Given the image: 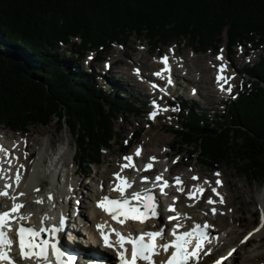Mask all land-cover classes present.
<instances>
[{"label":"trees","instance_id":"obj_1","mask_svg":"<svg viewBox=\"0 0 264 264\" xmlns=\"http://www.w3.org/2000/svg\"><path fill=\"white\" fill-rule=\"evenodd\" d=\"M132 37L151 51L172 42L217 50L223 37L229 51L246 44L264 51V0H0V126L26 132L55 120L73 136L77 168L99 164L115 120L138 113V105L117 87L103 91L75 66L76 56L106 53ZM68 45L69 55L61 52ZM244 74L243 89L223 113L181 104V126L172 133L202 167L226 165L261 183L264 56Z\"/></svg>","mask_w":264,"mask_h":264},{"label":"rangeland","instance_id":"obj_2","mask_svg":"<svg viewBox=\"0 0 264 264\" xmlns=\"http://www.w3.org/2000/svg\"><path fill=\"white\" fill-rule=\"evenodd\" d=\"M76 43H78V41ZM226 46L227 40L226 37H223L217 50H208L206 52L195 51L187 46V43L172 42L164 46L161 44L155 50L151 51L150 47L147 45V41L137 40L132 37L123 46L112 44L111 49L106 53L98 54L97 52L87 51L83 57L76 56L77 61L75 66H78L82 71L89 74L91 72V74L96 77L103 91L108 93L113 87H117L121 89L122 92L126 91L123 96L124 98H131L135 100L138 105V113L133 115L125 114L119 116L118 119L115 120L114 131L116 134L113 141L110 143V148L103 150L100 163L94 164L90 168L85 165L77 168V166L74 165L73 156L75 154V146L73 136L68 132L65 126L60 128L55 120L47 127L29 126L26 132L10 131L0 126V141L2 140V142H4L3 139H6V137H13L5 140V144L11 148L15 143L16 149L20 150L19 156L22 158L23 163H16L14 159H11V161L14 163L15 167L18 168L22 164L24 167L21 171L24 169L26 171L32 169L40 153L44 152L43 169L47 168L52 159H56L57 156L62 155L60 161L61 166L59 165L57 172L60 171V174L63 175L66 171H71L73 173L72 185L75 189V194L72 195V197L69 198V196L63 194L60 198L61 200H66L68 215L72 213L73 206L76 202H80L81 204V207L79 205L76 206L77 212L79 210H84L86 215H89L96 199L92 197L93 194L103 189L101 178L105 176L106 179L110 180L112 178V173L119 171L120 165L126 162L123 159L124 156H137V147L140 149L143 148V152L146 154L136 158L135 166L130 170L129 174L135 173L136 169H138L137 166L143 161V166L145 164H152L151 168L145 170L148 172L150 171L153 176L157 174H169L175 179V177L183 175L189 183H185L184 186L179 188L181 189V195L178 196L181 200L179 205L183 208L187 207V204H185L189 198L187 193L193 188L191 181H189L192 180V174L199 177L202 186H209V190L207 189L209 196L205 199V202H207L208 199L212 198L214 195L211 189L215 187V180L218 178L215 173H219V179L225 186L223 191L226 193V202H228L229 206L220 211H216V214H213L210 209L206 207L205 211H199V215H217L216 218H212L217 224H220V228L222 229L221 237L224 239V242L228 232L234 228V237L237 236L235 240L239 244L235 245V247L230 250V254L238 253L241 255V258L237 261L238 264H264V233L257 237L256 235H252L248 240L241 243V240L249 231L259 229L255 231L258 233L260 232V228L262 229L261 214L263 211L260 209V206L257 205V196L264 191V182H249L242 176H237L235 170L229 169L226 165H219L215 169L202 167L198 159H189L188 152H190L191 149L176 144L178 143V139L175 138L172 133V130H176L181 126L178 118L179 110L177 103L187 105L189 103H194L198 108L215 112L217 115L223 113L224 106L236 99V96H238L240 90L243 89L246 83L244 70L254 66L260 61V58L264 56V51L261 47L246 44L231 48L230 52ZM70 48V45L62 46L61 52L69 55ZM170 49L171 51H169ZM218 55L221 57L220 60L216 58ZM159 56H168L170 58L169 61H172L175 65L178 63L180 64L183 59H187V64L190 65V68L193 70L190 75H185L186 78L179 79V83L172 79V82L175 84L171 83V86H177L175 94L173 90L169 88L167 91H170V93L167 92V94H165L163 92L166 98L162 100L161 104H158L159 108H167V110L158 111L156 116L149 119L148 114L153 111L152 105L151 108L149 106V102L153 99L157 100L160 94L155 93V95L150 96L151 98H148L146 93H149V91L146 87L148 86L147 82L156 81L153 73L157 72V68L160 67L158 62ZM89 57H91V59H89ZM106 63L110 65V71L105 68ZM222 64L227 68L226 77L230 80L229 85L232 86V91H227L228 85L221 95H217L213 80L217 72L216 68ZM193 65H195V68H193ZM134 69H138L142 72L140 75L141 77H143V75L146 76L145 82H134L132 78L135 77L133 75ZM204 69H206L208 74ZM173 73L176 75V70L173 71ZM198 75L204 76L208 85L194 84L193 79L195 83H197ZM187 79H190V83H193H187ZM183 80L186 81L184 82ZM155 83H157V81ZM164 87L162 89L165 90ZM207 87L210 92L206 90ZM212 90L216 93L211 92ZM221 99L222 102L220 101ZM170 101H172L174 106H169ZM24 141H26V144ZM170 146L174 147V151ZM153 150L158 151L160 154H166V156L162 155L151 163L150 157L147 158V155ZM25 152H27V156L24 155ZM12 157L13 154L9 155V158ZM138 159L140 161H138ZM174 160L175 163H173ZM139 175L146 176L143 172ZM54 183L58 184L56 181ZM82 183H86V187L82 188V192H79V185ZM50 184L51 181L49 179H42L40 186L50 188ZM186 185L188 186L186 187ZM198 186L200 185L198 184ZM81 199L83 202L80 201ZM224 203L225 202L222 204ZM191 216L192 214L187 215V220ZM160 219L165 223L166 214L163 213ZM71 221L73 220L71 219ZM226 250L223 252L225 253ZM219 263L230 264V261H227L226 258H222Z\"/></svg>","mask_w":264,"mask_h":264},{"label":"snow or ice","instance_id":"obj_3","mask_svg":"<svg viewBox=\"0 0 264 264\" xmlns=\"http://www.w3.org/2000/svg\"><path fill=\"white\" fill-rule=\"evenodd\" d=\"M171 51V49L169 50ZM217 60H220L221 57L218 55ZM91 59V57H89ZM160 62L164 64V69L161 71L154 72L153 75L161 77L162 71H168V57H161ZM108 67V64H105V68ZM225 65H220V70L224 69ZM134 72L139 75V70L134 69ZM217 81L224 80L227 83L229 78L222 77L219 75V72L216 77ZM172 80L168 78V84H171ZM152 89H156L157 85L152 83ZM221 90L223 85H220ZM164 91V89H160ZM228 92L232 91V86L229 85ZM167 94V93H165ZM235 98V97H233ZM153 111L148 114V118L152 119L157 115L158 111H166L167 108H159L155 99L151 101ZM176 110V109H173ZM26 144V141H24ZM15 147V143L13 144ZM0 151L5 152V158L7 160L8 152L0 148ZM141 149L136 148V155L139 156ZM27 156V152L24 153ZM13 159L16 157L13 156ZM123 159L127 161V164L121 165V168L128 167L132 168V156H124ZM150 160H155V157H150ZM9 168H4L2 162H0V180H4L2 187H0V197H9L13 203L11 208L8 211H0V262H6V264H17L16 261L10 256L11 246L13 241L6 236L5 229H11V221H15V233L17 238V246L19 249V260L32 261V264H76L78 257L72 254H66L58 246L59 234L62 233L65 228V217L63 214L60 215L58 223L46 224L44 221L49 219V214H45L42 219L39 228L34 226H25L21 223L28 218L29 214L19 213V209L22 208L20 203L15 202L16 196H9V189L12 185H18L21 178V170L23 165L21 164L16 170L15 174L10 178L6 176V173L10 171L11 161H7ZM175 163V160L173 161ZM151 164H145L144 169L151 168ZM117 178V183L113 188H110L112 191L119 193V197L112 199L107 195L102 196L97 202L96 207L101 209L103 212L108 214L111 220L115 221L116 224L124 226L125 221L140 222L143 224L145 221L150 218L155 220L158 215V201H155L152 194L148 189H143L141 191H131L126 195V189L132 187L133 181L127 180L126 177L122 176L119 172L113 174ZM219 177V173H215ZM141 181H148V176L140 177ZM193 180L197 179L196 176L192 177ZM10 180V182H9ZM162 180L161 175L155 177V181L159 182ZM164 183H167L165 181ZM221 180L217 178L215 180L216 186L221 185ZM180 191L181 189H177ZM35 191H39L35 189ZM161 193L164 192L163 185H160ZM197 191H203V189H197ZM211 191L216 194L217 187H212ZM19 195H23L20 193ZM192 193H189V198H191ZM47 199L51 201L53 199L51 194L47 195ZM175 199V198H174ZM130 201H136V203H130ZM224 201L221 198L220 203ZM36 203H43V199H39ZM209 205L215 203L211 198L207 201ZM172 211V208L168 209ZM210 211L213 214H216V208H211ZM231 211V210H229ZM11 214V215H10ZM222 214V213H221ZM169 221L178 220V216H169ZM261 223L264 224V213L261 214ZM96 229L99 232L100 240L103 243V246L113 250L115 252V264H198L200 259V253L204 251L205 244L209 241L208 230L212 229L213 226L204 223L203 226L195 224L193 228L189 231L177 232V229L181 225L177 222L173 225L170 235L174 238L168 242H160L165 230L164 226H161L158 230H146L142 231L139 234H136L134 231L129 230L128 233L122 234L120 230H116L107 225V227L96 224ZM153 228L156 227L155 224L152 225ZM259 229H253L249 231L247 235L243 237L241 243L248 240L249 237L253 235L255 231ZM46 233L47 239H40V234ZM110 233H114L116 236V241L113 243L110 240ZM214 238V237H213ZM125 245H130V249L126 248ZM211 249L204 251V255H207ZM164 254L163 256L161 254ZM85 264H110L109 260L106 257L101 256L94 251L89 252L85 251ZM161 256V259L157 262L154 260V257ZM219 264V261L216 262Z\"/></svg>","mask_w":264,"mask_h":264},{"label":"bare ground","instance_id":"obj_4","mask_svg":"<svg viewBox=\"0 0 264 264\" xmlns=\"http://www.w3.org/2000/svg\"><path fill=\"white\" fill-rule=\"evenodd\" d=\"M187 63H188V60L187 59H183L180 64L179 63L178 64L176 63L177 65H175V63H173V62L170 61L169 68L172 70V67H173L176 70V72H177L176 75L175 74H172L171 75V77H170L171 80L173 79V80H175V82H178L179 79H184V78H186V76H188V74L190 75L192 73V70L193 69H191L190 68L191 66L188 65ZM194 66L195 65H193V68H195ZM204 71L207 73L206 69H204ZM131 77H132V75H131ZM132 78H133V80H134L135 83L136 82L138 83V80H137L136 77H132ZM183 81L185 82L186 80H183ZM190 81H191L190 79H187L186 82L189 83V84H191V83L194 82V84H198V85H201V84L208 85V82L206 81V79L204 78V76H200V75H198V82L196 80L197 83H195V80L194 79H193V82L190 83ZM152 82H154V81H149L148 84H151ZM213 82H214V80H213ZM214 84H215V82H214ZM214 89L217 92V95H221V94L218 93V92H220V88L218 89V87H217L216 84H215V88ZM206 90L210 92V90H209L208 87L206 88ZM211 92L216 93L213 90ZM220 101L222 102V99ZM169 103H170L169 106H174L172 104V101H170ZM181 104L180 103H177L178 110H179ZM10 138H13V137H10ZM10 138L6 137V139H3V140L5 142V140L10 139ZM4 147L2 145L0 146V148H2L4 150H9L10 152H12L14 154V156L16 157L15 158L16 159V163H23L22 162V158L19 156V152H20L19 149H16V147H13V145L11 146V148L10 147H8V148L5 147L4 148ZM170 148H171V146H170ZM3 152L4 151H1V153H3ZM141 154H142V156H143V154H146L145 152H143V148H142V153ZM162 155L163 156L164 155L166 156V154H160V153H158V151L153 150V151H151V153L149 155H147V158L148 157H155V159H157V158H160ZM43 158H44V152L43 153H40L37 156V158H36V160L34 162V165H33L32 169H30L28 171H26L24 169L23 171H21V178H20L19 184L18 185H15V184L12 185V187H10V189L8 190L9 191V196H13V195L16 196V201L15 202L20 203L22 205V208L18 210L19 213H23V214H29L30 213L31 214V215L28 216V218L26 220H24L22 222L23 223H26L27 222V223H29L30 225L34 226L37 229L39 228L40 223H41V219H42V217L45 214H49V217H50L49 219H47V220L44 221L46 224H53L52 223L53 220H56V222H54V223H58L57 216H59V215H58V213H56L57 211H56V208H55V206L53 204H56L57 206L61 205V207H60L61 214L64 215L65 221H66V218L68 219V214H66L67 213V204L64 203L63 200H61L60 198L62 197L63 194L65 196H69V197H72V195L75 194V189H74V187L72 185L73 184V182H72V175H73V173L68 170V171L65 172L64 177H60V175H59L60 172L57 173V170L59 168V165L61 166L60 161H61L62 155L57 156L56 159H52L50 161L49 165L47 166V168H45V169H43V165H44ZM7 161L8 160H6V159H3L2 160V166L4 168H6V169L9 168V164H8ZM138 161H140V160L138 159ZM143 164H144V162L141 161V163L138 165V169H137L138 171L140 169H142ZM17 169H18V167H15V165L13 163H11V165H10V171H8L6 173V176L10 178L12 175L15 174V172H16ZM120 174L121 175H124V172H120ZM142 176L143 175H139L138 177L132 176V177H130L128 179H129V181H133L134 180V182L132 183V185L137 186V185H140L141 184V183H138L137 179H140V177H142ZM103 177L104 178H101L103 189L101 191L97 192V193L95 192V194H93V196H92V197H96L95 202H97L104 194H106V193H109L110 194V188L112 186H114V184L111 185V186H107L108 183L111 182V179L108 180V179H106L105 176H103ZM155 177L152 178L153 181H155ZM177 178L173 182H182V183L189 184L186 181V178L183 175L177 176ZM42 179H44V180L45 179H49L51 181V184H50L51 187L49 186L50 188H46V187L40 186V183H41ZM149 180H150L149 184H151V182H152L151 181V177H149ZM55 181L58 184H55L54 183ZM165 181L168 182V179L166 178V176L162 175V180L159 181V183H160V185H163V187H168L167 184L164 183ZM4 182H5L4 180H0V187H2V185H3ZM9 182H10V180H9ZM194 184H196V183L191 182V185H193V188L191 189V191L188 192V195H189L190 192L191 193H193V192H197L198 193L197 189H203V191L207 189V187H201V186L194 185ZM85 187H86V183H82L81 185H79V192L82 190V188H85ZM224 187L225 186L223 184L222 187H218L217 188V192L219 194V198L217 200L212 199L213 201H215V203L212 204V205H210L208 207V209H211V208L214 207V208H216L217 211H220V210L224 209L225 207L229 206L228 205V202H226L227 201L226 193H224V191H223ZM108 188H109V190H108ZM35 189H38L39 191H35ZM154 192H155V194H157V190L154 191ZM20 193H23V195H19ZM180 193H181V191H180ZM48 194H51L52 197H53V199L51 201H49L47 199V195ZM179 195H181V194H179ZM174 198L176 199V197H174ZM174 198H173V201L170 202V203H173L174 202V200H175ZM221 198L225 202L222 205L218 204V202H219V200ZM39 199H43V203H36V201L39 200ZM257 200H258V204L257 205L260 206V209L264 213V191L257 196ZM81 201L83 202L82 199H81ZM12 203H13V201L9 197H0V209L7 210L12 205ZM74 206H76V205H74ZM74 206H73V208H74ZM80 207H81V205H80ZM176 207H177V211L179 213H181V211L187 213V211L192 208L191 206H188L187 208H183V207H179V206H176ZM163 208H165L164 205H162L161 203H158L159 215L157 217V221H160V218L163 216ZM93 211H95L96 218H98L100 220V224L103 225V226H106V223L103 221L102 217L99 215V211L97 209H94ZM78 212L79 213H77V216L79 215L82 218H84V217L86 218V213H85L84 210H79ZM201 216H203V217H201ZM207 217H210V219L212 221H214L213 218H216L217 215H215L213 217L210 214L199 215V214L195 213L193 215L192 219H191V222L193 223V222L198 221V218H200V219H207ZM87 221H88V218H87ZM183 222H185V221L182 220L181 223L183 224ZM143 224L146 227H149V226L152 225V220H147ZM261 226H262V229L260 228V232L253 233V235H256V237L257 236H260L262 233H264V224H262ZM124 228H126V230L129 231V230L135 229V226L132 227L130 224H128V225L126 224V226L124 225ZM184 229L185 230L189 229V225H188L187 222H185V224H184ZM85 230L87 231L86 228H85ZM213 231H214L215 234H220L221 235V229H219V228H213ZM234 232H235L234 228L231 229L230 232H228V235L226 234L227 236L225 238V242H224V239H222L221 242H220V244L218 246L212 248V250L214 251L213 256H216L217 258L218 257H221V259L222 258H226L227 261H230V264H238L237 261L241 258V255L238 254V253L237 254L236 253L230 254V250L233 247H235V245L239 244L235 240V238L237 236L234 237ZM65 242H68V240L66 239ZM82 243L85 245L84 241H82L81 244ZM224 250H226L225 253L223 252ZM12 251H14V249H12ZM16 253L19 254V249L18 248H17ZM104 257H106L108 260H110V262L113 263L112 260H113L114 255L112 254L111 251H107ZM158 259H160V256L154 257V260L157 261V262H158ZM211 259L202 256V258L198 262V264H210V263L213 264V261ZM221 259H220V261H221ZM18 260H19V258H18ZM19 263L20 264H32V261H29V260L20 261L19 260Z\"/></svg>","mask_w":264,"mask_h":264},{"label":"water","instance_id":"obj_5","mask_svg":"<svg viewBox=\"0 0 264 264\" xmlns=\"http://www.w3.org/2000/svg\"><path fill=\"white\" fill-rule=\"evenodd\" d=\"M40 239H43V237L40 235Z\"/></svg>","mask_w":264,"mask_h":264}]
</instances>
